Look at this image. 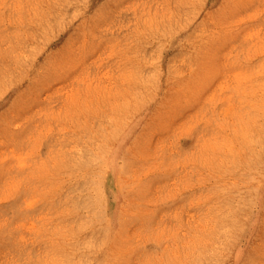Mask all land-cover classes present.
<instances>
[{"label": "rangeland", "instance_id": "374dc122", "mask_svg": "<svg viewBox=\"0 0 264 264\" xmlns=\"http://www.w3.org/2000/svg\"><path fill=\"white\" fill-rule=\"evenodd\" d=\"M0 264H264V0H0Z\"/></svg>", "mask_w": 264, "mask_h": 264}, {"label": "bare ground", "instance_id": "6f19581e", "mask_svg": "<svg viewBox=\"0 0 264 264\" xmlns=\"http://www.w3.org/2000/svg\"><path fill=\"white\" fill-rule=\"evenodd\" d=\"M245 178V177H244ZM254 180V179H253Z\"/></svg>", "mask_w": 264, "mask_h": 264}]
</instances>
